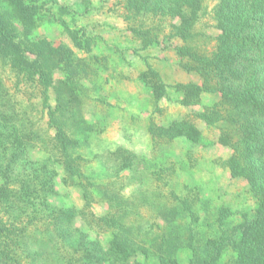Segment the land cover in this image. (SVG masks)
<instances>
[{"label":"trees","instance_id":"trees-1","mask_svg":"<svg viewBox=\"0 0 264 264\" xmlns=\"http://www.w3.org/2000/svg\"><path fill=\"white\" fill-rule=\"evenodd\" d=\"M207 1L124 0L123 6L131 31L143 47L167 40L180 42L174 46L180 67L201 80V84L175 86L182 93V105H197L203 92L218 94L206 123L218 125L220 136L231 141L228 167L233 177L249 184L257 198L255 215L226 226L229 212L220 209L218 234L204 238L195 228L196 200L185 197L176 199L177 206L164 217L166 226L158 233L133 232L125 222L131 202L116 188L120 173L132 167L135 155L120 148L106 153L104 159L111 166L106 168L107 181L101 182L85 171L87 161L78 152L86 140L78 134L88 127L83 125L76 76L87 65L74 62L71 49L28 39L41 10L35 1L0 0L1 63L17 83H23L25 96L30 91L28 97L38 99L37 106L33 103V110H27L0 79V264H142L141 257H151L157 264H182L178 260L181 250L190 255L185 264H219L226 252L232 254L227 264H264V0H216L210 16L220 32L210 51L200 43L209 36L198 27ZM175 19L178 24L173 23ZM66 29L74 46L81 49V38ZM61 65L68 75L55 81L52 73ZM143 76L155 100H161L166 86L158 74L150 69ZM50 88L55 93L54 107L49 103ZM34 111L47 121L34 123ZM151 133L155 141L163 142L201 138L189 119ZM36 145L48 157L30 170L22 161ZM53 163L60 166L63 183L80 189L83 209L53 207L47 200L56 193ZM96 195L107 206L102 217L90 211ZM187 218L192 221H184ZM89 229L110 231L111 237L103 243L92 238Z\"/></svg>","mask_w":264,"mask_h":264},{"label":"rangeland","instance_id":"rangeland-1","mask_svg":"<svg viewBox=\"0 0 264 264\" xmlns=\"http://www.w3.org/2000/svg\"><path fill=\"white\" fill-rule=\"evenodd\" d=\"M41 7L36 25L28 35L30 41L46 40L53 47L63 46L73 51L74 62L85 64L84 71L77 74V93L81 96L83 125L79 132L84 139L78 152L86 159L84 169L93 173L96 181H107L106 153L122 149L135 155L131 168L120 173L119 189L122 197L131 202L126 225L133 232L158 233L166 226L164 217L176 205V199L188 197L196 200L193 211L197 217L196 231L204 238L218 234L217 214L227 209L226 226H232L252 218L258 208V200L250 191L249 184L231 175L228 159L232 155V143L222 138L218 125H208L211 106L218 94L203 92L197 105L180 103L181 92L176 85L201 84L194 72L180 67L174 51L178 40L154 43L143 47L132 33L124 12V0H31ZM216 0L207 1V11L202 15L199 30L209 37L200 41L207 50L214 47V37L220 32L211 19V10ZM159 20V19H157ZM156 20V21H157ZM173 23L178 24L175 19ZM19 28V26H18ZM70 32L81 38L82 48H76ZM22 36V33L20 34ZM53 71L55 81L65 79L68 72L63 65ZM155 71L166 86L165 96L155 100L152 87L143 74ZM0 60V79L9 94L27 110L37 106L38 99L25 96L23 83L17 79ZM22 92V94L20 93ZM52 107L55 93L49 89ZM30 110V111H31ZM34 123L44 124L46 118L32 112ZM189 119L201 132L198 142L179 137L169 142L155 141L151 133L157 127H167L172 122ZM45 153L38 145L29 149L22 164L28 169L46 161ZM56 171L55 194L47 200L53 207L84 208L79 188L62 182L60 166L52 164ZM107 168V169H106ZM109 170V169H108ZM110 175V174H109ZM1 184V181H0ZM90 211L102 217L107 206L95 196ZM4 213V212H3ZM170 213V214H169ZM2 214V213H1ZM7 220V216L4 217ZM184 221H192L187 218ZM79 227L83 223L76 221ZM178 223V219L174 220ZM181 229V228H180ZM92 238L105 243L111 232L100 233L88 230ZM232 254L226 252L219 264H227ZM190 257L187 250L178 252V260L185 264ZM142 264H157L155 259L141 257Z\"/></svg>","mask_w":264,"mask_h":264}]
</instances>
